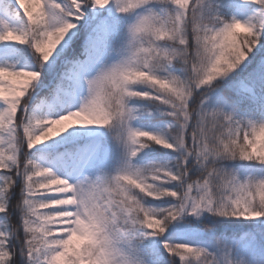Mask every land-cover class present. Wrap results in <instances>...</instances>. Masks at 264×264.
Here are the masks:
<instances>
[{
    "label": "snow or ice",
    "instance_id": "obj_1",
    "mask_svg": "<svg viewBox=\"0 0 264 264\" xmlns=\"http://www.w3.org/2000/svg\"><path fill=\"white\" fill-rule=\"evenodd\" d=\"M113 2L117 12L137 15L127 27L117 62L100 66L93 75L86 56L70 74L87 86L77 110L52 119L28 116L24 122L17 114L27 105L24 97L39 78L40 67H0V100L5 105L0 110V213L11 216L4 197L14 188L20 193L13 205L18 222L0 231V264H17V241L29 264H138L128 251L133 242L162 236L166 225L181 216L264 217V179H240L217 166L223 160L264 164V122L210 109L205 102L220 87L214 81L226 77L257 43L260 48L249 64L264 61V0H253L258 11L244 21L228 20L215 0H67L63 6L44 0L38 20L27 0H16L26 25L17 31L0 21V41H30L37 65L51 60V68L65 59L58 46L75 27L73 21ZM239 27L246 34L238 42ZM173 61L183 65L182 76L168 71ZM257 77L264 86V63L258 65ZM8 78H16L18 86L8 84ZM6 90L11 98L3 95ZM132 99L162 107L174 128L161 135L133 127ZM221 101L228 102L225 97ZM72 118L79 125L113 130L127 157L115 174L70 183L27 159L29 150L50 138L51 126ZM72 125L63 124L56 131ZM152 144L178 153L174 168L132 164V158ZM193 169H199L197 175H190ZM51 196L55 198H41ZM146 199L169 207H147ZM21 230L22 239L17 235ZM162 243L172 257L169 264H186L189 258L215 264L202 248Z\"/></svg>",
    "mask_w": 264,
    "mask_h": 264
},
{
    "label": "trees",
    "instance_id": "obj_2",
    "mask_svg": "<svg viewBox=\"0 0 264 264\" xmlns=\"http://www.w3.org/2000/svg\"><path fill=\"white\" fill-rule=\"evenodd\" d=\"M43 2L44 0H27L28 6L30 7V10L36 20L39 19L40 13L43 10ZM54 2L63 6L66 4L67 0H54ZM241 2L249 3L252 7H258L255 3H253V0H215V3L219 5L221 12L228 20H231L233 17L235 18V13ZM105 10L106 7L92 9L89 13H85V15L78 21L74 20L73 22L76 25L75 30L78 34L77 37L80 35L82 30L88 28L93 22L97 23L101 18L105 17ZM2 12H7L8 14L18 13L26 21L23 9L19 11L17 5L12 3V0H0V14ZM0 21H2L1 16ZM83 24H85V28L81 26ZM3 30V26L0 25V31ZM236 32L239 34L236 38L239 42V39L246 34V31L239 32L236 30ZM77 37L73 40L72 48L64 51L66 54L64 60H66L67 63L64 64L62 60L51 68L49 67L52 64L51 60H49L46 64L37 65V54L35 53V49L31 47L30 41L25 43H19L16 41H0V46L4 44H11L16 54L21 58V62L18 64H15L9 59H1L0 67L7 66L11 70L31 71H35L37 67H40L39 78L34 81L30 92L40 89L36 97V102H42L43 105L36 108L34 105L36 102H33L27 105L24 109H20L17 115L18 117L24 116V122H26L28 116H34L40 119H52L63 114L60 107L51 106L52 99L53 96H58L59 102L63 103L65 98L60 92L71 89V84L66 80L68 72L71 68V62L81 59L83 55L82 47L75 44L79 41ZM106 41L107 40L104 39V42ZM259 48L260 43H257L256 46L252 48L251 52L246 55L245 60L233 69L226 77L214 81V84L218 83L220 87L216 88L215 93L210 94L205 101L210 109L220 108L224 111L233 113V115L238 118H243L256 123L264 122V86L261 85L257 77L258 65L264 63V61H256L255 64H249L252 54ZM76 49L77 52H74ZM70 53H72L71 56ZM168 67L172 69L171 71H174L175 75L181 76V74H183V65L179 64L178 61H173V63ZM135 87L138 89L143 88V86L140 85ZM221 97L227 98L228 102H222ZM47 104L49 107H45ZM129 106L135 109L136 119L131 121V125L135 128L161 135L166 134L167 130L174 128V125L171 123V118L163 114L164 109L162 107L158 109L148 101L139 99L130 100ZM61 126L62 125L51 126L52 131L49 133V139L53 136L52 132L56 131V129ZM60 134L63 136L65 143H67V154L62 155L60 163H53V160L51 159L53 156L52 151L46 152L45 157L41 158L42 152L39 149L29 150L27 159L32 160L40 167L50 169L55 176L62 178V164L65 165L68 163L69 156L75 153L76 148L75 144L71 142L73 139V133L69 128L65 129ZM20 135H22V131L20 132ZM61 150L62 148L58 150L60 151V154L62 152ZM126 159L127 157L125 156L124 162ZM177 159V152L152 144L139 151L137 155L132 158L131 162L135 167L139 168H143L151 164H159L174 168ZM217 166L222 167L225 171L231 172L240 179H245L247 176H251V179H264V164H260L258 162L223 160L217 161ZM198 172L199 169H193V172H191L190 175H197ZM6 175H12V173H7ZM19 183L20 180L19 177H17V184ZM19 195L20 193L18 188H14V190L5 195L4 200L7 207L11 211V216H6L4 213H1V216H6L7 219L6 221L0 223V231H8L11 224L18 222L19 212L13 205L19 199ZM41 198L55 197L51 196ZM144 203L145 206L156 209L169 207L168 203L161 200L146 199ZM55 210L56 209H49L48 211ZM262 218L264 219V217ZM182 226L186 228L188 235L173 241V244L187 243L192 247L202 248L215 259V264H224L222 262L221 252L216 246L217 241L221 238L234 240L239 238L244 233L250 232L254 237V244L248 255L246 264H264V225L254 226L243 217H210L209 214L205 213L199 218L192 216H189L184 220L178 218L166 225L165 232L170 230L171 233L174 234L175 232L180 231V227ZM17 235H19L22 239L24 233L21 230L17 233ZM152 237L153 236H146L141 239L139 243L134 242L137 245H143L146 250ZM73 242L77 243L78 240L74 238ZM20 249L21 241H17L16 255L13 259L17 262V264H29L27 258L21 254ZM151 257L156 258V255L152 254ZM164 259L163 264H169L172 257ZM186 264H200V261L194 258H189L186 261Z\"/></svg>",
    "mask_w": 264,
    "mask_h": 264
},
{
    "label": "rangeland",
    "instance_id": "obj_3",
    "mask_svg": "<svg viewBox=\"0 0 264 264\" xmlns=\"http://www.w3.org/2000/svg\"><path fill=\"white\" fill-rule=\"evenodd\" d=\"M12 3L16 4V0H12ZM19 11V5H17ZM258 7H252L249 3H240L238 10L235 13V18L241 21L252 18ZM137 13L134 11L130 14H123L116 11L114 2L106 6L105 17L101 18L99 22H93L88 28L82 30L77 37L75 27L70 30L66 35L65 40L61 42L58 47L63 48V52L72 48L73 40L77 37L79 39L78 44L82 47V58L71 62V68L68 72L66 80L71 84V91L60 92L65 98V102L62 104L59 102L58 96H53L52 105L60 107L65 113L68 110H77L84 97L87 96V86L83 83V80L70 75L75 72L76 66L85 60L88 56L89 68L91 74H95V70L100 66L111 65L117 62L121 58L122 50L126 45L127 40V27L134 22ZM3 24L8 28L17 31L23 30L26 25V21L18 13L8 14L2 12L0 14ZM82 27V29H83ZM237 31H246L244 28L239 27ZM70 37V39H69ZM82 38V39H81ZM104 39L107 42H104ZM80 43V44H79ZM77 46V45H76ZM75 46V47H76ZM74 47V48H75ZM88 49V52H86ZM68 50V51H69ZM77 52V49L74 50ZM72 53H70L71 56ZM69 55V54H68ZM9 59L15 64L21 62V58L16 54L11 44H4L0 46V60ZM64 64L67 63L63 59ZM7 67V66H5ZM168 67V71H171ZM175 74V73H174ZM183 74H181L182 76ZM12 87H17L16 78H8L7 81ZM31 89V88H30ZM38 90H33L24 97L27 101V105L36 102ZM5 97L11 98V92L5 91L3 93ZM26 105V106H27ZM36 108L40 107L42 102H36L34 104ZM5 107L2 100H0V110ZM45 107H49L48 104ZM22 106L20 109H24ZM72 123L73 125L69 129L73 133L72 143L75 144V154L69 158V162L66 165L62 164V179L68 180L70 183H76L85 179L95 180L98 177L109 176L116 173V171L123 165L125 153L122 146L116 141L115 134L112 129L107 126L99 125H79V121L75 118L69 121L62 122L61 125ZM51 139L42 141L34 146L32 149H39L42 154L41 158L45 157L46 152L52 151V160L54 164L61 162L62 155L67 154L65 140L63 136L56 131H53ZM62 148V152L58 151ZM31 149V150H32ZM189 216H181L179 219H186ZM244 218V217H243ZM6 216H1L0 223L6 221ZM246 221L252 223L254 226L264 225V219L262 217L244 218ZM180 231L171 233L170 230L166 231L160 237L153 236L148 248L145 250L143 245H137L133 242L131 248L128 249L133 259L138 264H163L164 258L170 257L169 253L164 249L162 241L166 240L169 244H173V241L187 236L188 232L184 226L180 227ZM190 232V231H189ZM254 244V237L250 232H246L239 238L234 240H228L221 238L217 241L216 246L221 252L222 262L224 264H246V260ZM155 254L156 258H152L151 255Z\"/></svg>",
    "mask_w": 264,
    "mask_h": 264
}]
</instances>
